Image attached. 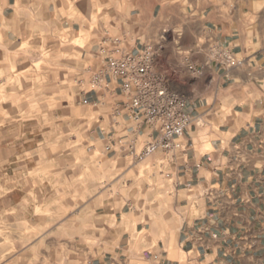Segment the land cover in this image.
<instances>
[{
	"label": "crops",
	"instance_id": "obj_1",
	"mask_svg": "<svg viewBox=\"0 0 264 264\" xmlns=\"http://www.w3.org/2000/svg\"><path fill=\"white\" fill-rule=\"evenodd\" d=\"M93 1V9L120 11L108 13L122 29L111 36H125L129 48L159 45L158 69L188 97L194 122L184 137L188 157L157 155L146 167L158 177H147L142 199L161 202L158 222L134 205L121 217L122 231L157 238L107 244L115 250L91 264H264V0ZM37 8V0H0V35L21 31ZM217 49L241 64L222 63Z\"/></svg>",
	"mask_w": 264,
	"mask_h": 264
},
{
	"label": "rangeland",
	"instance_id": "obj_2",
	"mask_svg": "<svg viewBox=\"0 0 264 264\" xmlns=\"http://www.w3.org/2000/svg\"><path fill=\"white\" fill-rule=\"evenodd\" d=\"M37 4L21 31L0 35V264H91L115 250L107 244L159 235L124 232L121 217L134 205L158 222L161 202L142 197L158 177L146 167L160 158L131 155L114 104L81 103L100 45L122 30L108 13L120 11Z\"/></svg>",
	"mask_w": 264,
	"mask_h": 264
},
{
	"label": "built area",
	"instance_id": "obj_3",
	"mask_svg": "<svg viewBox=\"0 0 264 264\" xmlns=\"http://www.w3.org/2000/svg\"><path fill=\"white\" fill-rule=\"evenodd\" d=\"M158 47L148 43L133 50L125 36H108L98 49V66L90 80V92L84 94L81 103L101 107L108 98L123 97L114 103L113 119L115 125H129L131 155L140 162L161 155L172 163L188 157L191 145L184 142V137L194 119L187 110L188 97L171 88L166 73L159 71ZM217 53L222 63L241 64L227 51L217 49ZM188 68L196 75L204 73V68L191 63ZM91 94L97 98L92 100ZM110 141L107 150L113 151L112 137Z\"/></svg>",
	"mask_w": 264,
	"mask_h": 264
}]
</instances>
